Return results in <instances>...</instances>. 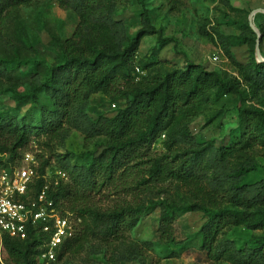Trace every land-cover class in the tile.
<instances>
[{
	"label": "trees",
	"instance_id": "trees-1",
	"mask_svg": "<svg viewBox=\"0 0 264 264\" xmlns=\"http://www.w3.org/2000/svg\"><path fill=\"white\" fill-rule=\"evenodd\" d=\"M38 1L0 0V172H11L32 142L51 149L50 152L55 146H63L72 129L90 138L104 139L101 153L88 155L74 177V180L82 178L87 191L79 189L76 182L49 186L45 169L51 157L37 156L41 164L38 178L30 187L31 197L46 189L56 209L64 216L76 217L80 226L60 249L56 261L80 253L92 239L109 243L122 237L137 225L141 212L162 203L135 201L107 211L91 209L84 203L90 193L125 184L133 172L143 170L146 165L148 177L142 178L136 188L160 179L175 181L188 189L194 200L187 206L167 204L169 209L160 218L163 243L177 244L172 226L177 213L202 212L205 222L181 243L180 254L197 248L215 262L264 264V237L241 249L224 238L236 227L252 226L264 231V177L253 184L245 183L257 171L255 148L264 150V97L259 96L264 92V62H258L255 56L257 40L260 45L264 42V15L255 16L259 39L249 21L236 23L239 34L234 36L222 35L217 29L203 31L236 67L238 78H230L192 61H187L184 67L164 65L156 53L139 61L142 38L155 34L156 29L144 11L141 21L147 26L130 36L126 25L115 20L117 4L112 0H55L63 9L74 10L78 25L70 38L58 42L59 55L54 63L36 60L30 56L34 48L28 37L24 36L18 45L6 33L19 10ZM144 1L139 0L143 6ZM241 48L246 50L245 62L238 61L233 52ZM21 74L29 76L28 93L23 92ZM247 90L260 107H239L240 135L236 142L229 147L193 148L189 125L203 106L213 96L241 98ZM6 93H11L15 108H3L2 97ZM99 93L110 101L125 99L126 107L113 117L91 120L86 109L91 97ZM27 104L29 108L23 112L21 108ZM161 136H166L170 151L179 143L190 148L179 156L152 155L151 147ZM205 150H210L206 161ZM65 163L69 171L70 165ZM75 168L70 173H75ZM204 168L216 170L213 184L222 186L234 181L225 202L218 189H210L199 174ZM48 240L49 234L39 227L30 229L24 240L3 234L0 257L4 264H39Z\"/></svg>",
	"mask_w": 264,
	"mask_h": 264
},
{
	"label": "rangeland",
	"instance_id": "rangeland-1",
	"mask_svg": "<svg viewBox=\"0 0 264 264\" xmlns=\"http://www.w3.org/2000/svg\"><path fill=\"white\" fill-rule=\"evenodd\" d=\"M112 1H116L117 4L115 20L122 21L126 25L130 36H134L141 28L147 26L146 22L141 21V14L144 11L150 18V25L156 29L155 34L142 38L138 51L139 61L156 53L164 65L168 63L184 67L187 61H192L208 71L225 73L230 78H238L236 67L221 48L213 45L203 35V31L217 29L225 36L238 35L236 23L249 21L253 11L264 10V0H145L144 6L139 0ZM256 15H264V13ZM78 21L74 10L63 9L55 0H39L19 10L16 17L9 22L6 34L18 45L24 36L28 37L34 48V53L30 56L46 64H52L59 55L58 42L72 36ZM253 24L256 27L255 17ZM259 50L264 59V42L262 45L259 44ZM245 51L244 48L233 51L238 61L245 62L248 59ZM215 57L217 60L214 59ZM28 80L29 76L21 74L20 81L24 93L30 91ZM259 96L264 97V92H260ZM126 104L125 99L110 101L99 93L91 97L86 115L93 121L100 117L110 118L125 108ZM248 105L260 107L249 90L241 98L231 95L218 98L213 96L211 102L203 106L201 113L189 125L193 148L207 145L213 147L233 145L240 135L238 109ZM2 106L5 109L15 108L11 93L3 95ZM28 108L29 104L22 106L21 110L25 112ZM103 142L102 137L90 138L85 133L72 129L64 145L55 146L51 152V149L32 142L23 152L22 158L17 161L15 168L33 167L38 174L41 158L37 156H44L45 159L50 156V164L45 169V178L49 186L76 182L79 189L87 191L82 178L74 180V177L88 155L97 156L101 153ZM189 148V145L179 143L170 151L166 146V136H161L153 143L151 154L179 156V153ZM209 152L210 150L203 152L205 161ZM255 157L257 171L245 179L247 184L258 182L264 177V150L255 148ZM66 161L70 165L69 171L65 168ZM73 167H76V171L72 174L70 171ZM143 167V170L133 172L125 184L120 183L116 188L107 187L99 192L90 193L84 203L91 209L101 211L135 201L146 204L148 200H154L162 203L156 208L141 212L137 225L126 231L122 237L112 239L109 243H104L98 238L92 239L84 245L80 253L66 255L60 261L53 262L54 264H232L226 260L212 261L206 252L197 248H190L180 254L181 243L195 234L205 222L202 212L177 213L172 224L173 236L177 244L163 243L160 240V218L161 214L169 209L167 204L187 206L194 200L190 198L188 189L175 181L160 179L136 188L142 178L148 177V171L145 170L148 166ZM215 172V169L204 168L199 174L210 189L213 187L218 189L221 200L225 202L234 181L230 180L222 186H218V183L213 184ZM71 221L78 231L79 221L76 217L71 218ZM263 237L264 231L254 230L252 226L233 228L224 236L238 249L251 246L255 240ZM0 264H4L2 256ZM39 264L52 263L40 259Z\"/></svg>",
	"mask_w": 264,
	"mask_h": 264
},
{
	"label": "built area",
	"instance_id": "built-area-1",
	"mask_svg": "<svg viewBox=\"0 0 264 264\" xmlns=\"http://www.w3.org/2000/svg\"><path fill=\"white\" fill-rule=\"evenodd\" d=\"M37 178L33 167L0 172V236L24 240L30 229L39 227L49 234L40 259L55 262L63 245L74 237L76 227L70 215L64 216L56 209L46 189L31 197L30 187Z\"/></svg>",
	"mask_w": 264,
	"mask_h": 264
},
{
	"label": "water",
	"instance_id": "water-1",
	"mask_svg": "<svg viewBox=\"0 0 264 264\" xmlns=\"http://www.w3.org/2000/svg\"><path fill=\"white\" fill-rule=\"evenodd\" d=\"M258 13H264V10H257V11H253L251 14H250V17H249V22H250V26L251 28L253 29V31L257 34V37L258 39L261 37L260 36V33H259V30L254 26L253 24V19L255 17L256 14ZM256 57H257V60L259 62H264V59L261 57V54H260V50H259V40H257V47H256Z\"/></svg>",
	"mask_w": 264,
	"mask_h": 264
}]
</instances>
